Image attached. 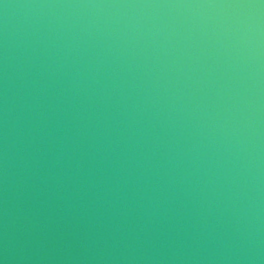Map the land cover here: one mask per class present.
<instances>
[{
    "label": "water",
    "instance_id": "95a60500",
    "mask_svg": "<svg viewBox=\"0 0 264 264\" xmlns=\"http://www.w3.org/2000/svg\"><path fill=\"white\" fill-rule=\"evenodd\" d=\"M0 264H264V0H0Z\"/></svg>",
    "mask_w": 264,
    "mask_h": 264
}]
</instances>
